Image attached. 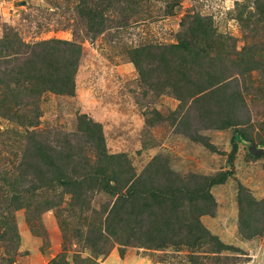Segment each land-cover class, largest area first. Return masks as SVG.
<instances>
[{"label":"rangeland","instance_id":"obj_1","mask_svg":"<svg viewBox=\"0 0 264 264\" xmlns=\"http://www.w3.org/2000/svg\"><path fill=\"white\" fill-rule=\"evenodd\" d=\"M77 4L0 0V39L82 47L73 94L0 113V264H264V0H135L94 38ZM84 116L120 160L123 192L138 189L125 207L93 183L79 197L31 170L33 183L15 180L35 130L94 159ZM182 184L207 198L155 221L140 194Z\"/></svg>","mask_w":264,"mask_h":264},{"label":"trees","instance_id":"obj_2","mask_svg":"<svg viewBox=\"0 0 264 264\" xmlns=\"http://www.w3.org/2000/svg\"><path fill=\"white\" fill-rule=\"evenodd\" d=\"M77 2V13L81 17L83 15L86 20L84 23L87 35L94 38L107 28L108 21H115L118 12L124 10L126 12L131 8L135 0H77ZM75 33L77 34V31ZM181 47L186 48L185 45L184 47L180 45L173 46L171 50H179ZM81 52V45L70 40L49 39L29 44L21 40L17 42L8 37L0 39V113L4 116H11L12 114L19 116L21 108L18 105L21 103L26 106L35 105L39 100L38 98L47 90L55 93L73 94L75 92V74L80 63ZM134 61L138 65V60L135 59ZM172 62H174L173 58L164 56V63L167 67H170ZM172 70H178L177 72L186 75V68L172 65L169 71ZM208 79L211 81L210 84H214L210 76ZM203 85L205 83L199 86L207 87ZM18 99L22 101L26 99L27 102L17 103L16 100ZM12 101L18 105L12 104ZM30 112L36 117L39 115L34 110H30ZM81 120L80 129L88 135L89 133L93 134L91 139L94 143V153L96 151L94 159L83 155L85 153L82 154L78 151L79 148L76 153L66 152L64 151L65 147L60 144L59 147L58 144L56 146L50 144L35 130L30 137L21 170L15 174L16 182L21 184L24 182L33 183L32 178L27 176L31 170L33 174L41 173V177L48 179L51 183L57 182L69 186V193L79 197L87 194L90 191L87 188L88 185L93 183L105 191L117 194V202H125V207L126 202L130 201L128 196L138 189L129 186L125 193L123 192L125 184L120 180L118 173L120 160L105 152L101 126L96 123L91 124L85 119V116ZM114 159L116 162H113ZM224 179L223 174L219 177L214 176L208 181V186ZM99 182L101 185H97ZM112 182H115V187L110 185ZM208 186L198 188V185L192 187L182 184L176 185L170 190L158 189L142 192L140 195L141 198L145 199L151 196L153 212H150V215L152 218L154 217L155 221H158L163 212H168L171 218L176 219L185 208L192 209V205L186 207L188 202L192 203L197 199L207 198ZM36 188L32 185L28 190L33 193ZM16 196L12 198H16ZM182 197H185L184 200ZM149 203L144 205L148 206ZM121 206L123 207L122 203ZM167 221L162 220L160 223L164 226L165 223H168ZM198 228L202 232L200 222Z\"/></svg>","mask_w":264,"mask_h":264},{"label":"water","instance_id":"obj_3","mask_svg":"<svg viewBox=\"0 0 264 264\" xmlns=\"http://www.w3.org/2000/svg\"><path fill=\"white\" fill-rule=\"evenodd\" d=\"M260 152H262V150H260Z\"/></svg>","mask_w":264,"mask_h":264}]
</instances>
